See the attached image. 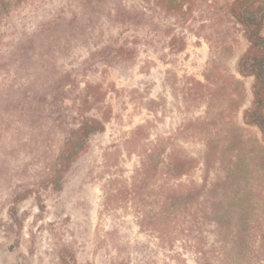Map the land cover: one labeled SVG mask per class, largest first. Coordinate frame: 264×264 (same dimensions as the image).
<instances>
[{
    "label": "rangeland",
    "instance_id": "obj_1",
    "mask_svg": "<svg viewBox=\"0 0 264 264\" xmlns=\"http://www.w3.org/2000/svg\"><path fill=\"white\" fill-rule=\"evenodd\" d=\"M174 1L3 13L0 264H264V134L237 69L249 42L233 0ZM88 85L105 94L85 112ZM79 113L105 130L61 167ZM177 155L195 161L173 174Z\"/></svg>",
    "mask_w": 264,
    "mask_h": 264
},
{
    "label": "trees",
    "instance_id": "obj_2",
    "mask_svg": "<svg viewBox=\"0 0 264 264\" xmlns=\"http://www.w3.org/2000/svg\"><path fill=\"white\" fill-rule=\"evenodd\" d=\"M22 1L25 0H0V24L3 13ZM174 2V8L183 9L185 7L186 12L191 10L192 0H177ZM257 4L260 5L257 6ZM262 4H264V0H233L228 4V13L243 27L244 34L249 42L248 48L237 63L240 74L253 77L252 104L245 111L244 117L248 123L257 125L264 134V11L261 9ZM87 89L85 106L82 110L85 112L89 111L95 99L100 100L105 94L97 86L88 85ZM79 115L81 119H79L77 127L71 129L64 150L59 156L58 165L61 167H68L72 164L80 148L87 147L90 135L105 130L106 117L105 119L92 117L83 113H79ZM194 161L191 157L177 155L169 163V170L173 174H179ZM143 166L148 169V164H143Z\"/></svg>",
    "mask_w": 264,
    "mask_h": 264
}]
</instances>
